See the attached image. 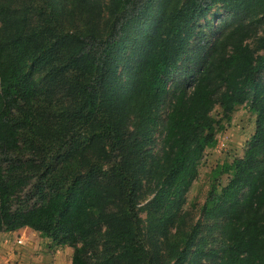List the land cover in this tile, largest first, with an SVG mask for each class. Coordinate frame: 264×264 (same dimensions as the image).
I'll return each instance as SVG.
<instances>
[{
  "label": "trees",
  "instance_id": "trees-1",
  "mask_svg": "<svg viewBox=\"0 0 264 264\" xmlns=\"http://www.w3.org/2000/svg\"><path fill=\"white\" fill-rule=\"evenodd\" d=\"M215 6L231 19L209 48L194 46ZM243 104L254 131L212 171L201 211L218 241L206 248L199 220L170 228L217 143L212 111L228 122ZM26 131L38 142L12 161ZM0 152V232L38 231L72 248L70 264H106L99 249L122 264H264V0H0ZM45 158L39 200L12 210Z\"/></svg>",
  "mask_w": 264,
  "mask_h": 264
},
{
  "label": "rangeland",
  "instance_id": "rangeland-1",
  "mask_svg": "<svg viewBox=\"0 0 264 264\" xmlns=\"http://www.w3.org/2000/svg\"><path fill=\"white\" fill-rule=\"evenodd\" d=\"M25 1L28 0H24V2ZM42 1L43 0H37L38 3H42ZM52 1L57 5L59 10L62 9L63 0ZM58 14L60 16L61 12L58 11ZM230 19L231 17L228 12L220 6H215L205 19L197 23V30H200V34L192 44L196 46L195 42L200 41L201 46L209 48L223 31L225 23ZM124 65L125 60L121 61L118 66V71L123 73L121 77L122 80H125L126 78V73H124L126 71L123 69ZM191 78L192 76L188 77V79ZM46 102L48 101H44V103ZM58 103V101L55 103L57 107ZM162 109L163 112H166V104L163 105ZM212 116L218 122L216 131L217 143L214 147L206 149L198 166V175L185 193V201L182 204L179 217L170 228L172 233H175L178 229H180V232H186L189 230L190 225H194L196 221L199 220L200 232L198 237L205 240L206 248L214 246L218 241L216 226L213 222L211 223V221L207 220L201 211L202 206L207 199L211 184L214 182L212 171L223 162H231L234 158L242 156L246 147V142L254 131L255 122V116L249 111L248 106L245 104L236 107L228 122L221 120V112L218 106L212 111ZM57 131L60 136L67 138L68 133L63 127H58ZM31 135L32 133L30 136ZM155 136V149H157L161 134L156 132ZM32 137H34L35 141L33 146L29 147L28 141H31V137H29L28 131L24 133L20 144V152L17 153V155L12 154L9 157L12 161L24 156L23 161L24 163L27 162L29 159L28 156H30V153H28L27 150L34 148L38 142V138L35 134L32 135ZM51 148L54 150L57 148V145H54ZM49 155H51V153ZM7 157L8 155L0 152V164L3 168L10 164ZM46 161L47 158L37 162L40 167L38 169V174L23 180L24 183L22 182L21 189H19L15 195L10 197L12 210L31 207L39 200V194L36 187L43 185V182L39 177L46 167ZM63 167V165L55 162L51 169L66 171ZM29 171L30 170H28V172ZM227 181L228 176L225 174L221 175L215 181L217 191H219L222 185L226 184ZM147 200L148 199H138V203L135 207L139 217V226L143 234L145 233L147 223V209H145ZM9 240L12 243L9 242ZM3 241L4 240L2 239L1 242ZM10 243L12 250L15 253V258L7 264H70L71 262L73 250L70 246L56 245L50 238L42 236L38 231L31 228H21L17 231L16 235H13V237L8 239V244L10 245ZM99 251L98 256H100L106 264H122L121 262L119 263L118 260L107 261V257L109 256L108 253H101L102 249H99ZM200 264H212V258L203 259Z\"/></svg>",
  "mask_w": 264,
  "mask_h": 264
},
{
  "label": "crops",
  "instance_id": "crops-1",
  "mask_svg": "<svg viewBox=\"0 0 264 264\" xmlns=\"http://www.w3.org/2000/svg\"><path fill=\"white\" fill-rule=\"evenodd\" d=\"M19 230L20 229L12 232H0V264H7L9 261L15 258V253L11 246L12 242L9 240V242H11L9 245L8 239L13 237V235H16L17 231ZM2 239L4 240L3 242H1Z\"/></svg>",
  "mask_w": 264,
  "mask_h": 264
}]
</instances>
